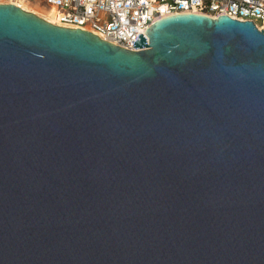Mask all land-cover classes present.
Listing matches in <instances>:
<instances>
[{"label":"water","instance_id":"obj_1","mask_svg":"<svg viewBox=\"0 0 264 264\" xmlns=\"http://www.w3.org/2000/svg\"><path fill=\"white\" fill-rule=\"evenodd\" d=\"M0 264H264V29L0 3Z\"/></svg>","mask_w":264,"mask_h":264},{"label":"built area","instance_id":"obj_2","mask_svg":"<svg viewBox=\"0 0 264 264\" xmlns=\"http://www.w3.org/2000/svg\"><path fill=\"white\" fill-rule=\"evenodd\" d=\"M24 0H0L11 3ZM30 1V0H26ZM49 8L52 24L80 28L120 47L131 49L137 33L161 17L178 13L221 14L250 20L264 29V0H35ZM47 21V20H46Z\"/></svg>","mask_w":264,"mask_h":264},{"label":"bare ground","instance_id":"obj_3","mask_svg":"<svg viewBox=\"0 0 264 264\" xmlns=\"http://www.w3.org/2000/svg\"><path fill=\"white\" fill-rule=\"evenodd\" d=\"M15 4H17L16 6L20 7L21 9H23V10H25V11H29V12H32V13L37 14V15L39 14V13H37L36 10L32 9V8L29 6V4H33V5L36 6V4L33 3V2H31V1H26V0H24V1L15 2ZM46 11L48 12V14H51V13H52V12H50L49 8H47ZM41 17H42L43 19L47 20L48 22H52V20L49 19V18L46 17V16H45V17L41 16Z\"/></svg>","mask_w":264,"mask_h":264},{"label":"rangeland","instance_id":"obj_4","mask_svg":"<svg viewBox=\"0 0 264 264\" xmlns=\"http://www.w3.org/2000/svg\"><path fill=\"white\" fill-rule=\"evenodd\" d=\"M31 2H35V0H30ZM29 6L32 8V9H34V10H36L37 11V13H39L38 15L37 14H35V15H37L38 17H40V18H42L41 16H43V17H50L49 16V14H48V12L46 11V9H47V7H41V6H38V5H33V4H29ZM45 20V19H44Z\"/></svg>","mask_w":264,"mask_h":264}]
</instances>
